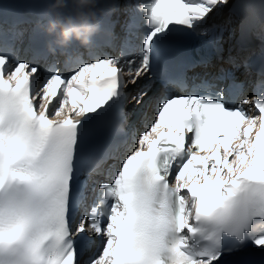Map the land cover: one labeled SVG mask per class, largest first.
<instances>
[{"label": "snow or ice", "instance_id": "6c2138e0", "mask_svg": "<svg viewBox=\"0 0 264 264\" xmlns=\"http://www.w3.org/2000/svg\"><path fill=\"white\" fill-rule=\"evenodd\" d=\"M41 2L34 30L51 19ZM127 4L116 56L50 54L46 40L41 68L0 48V264H252L264 252V81L251 97L235 83L190 88L169 62L216 32L208 21L229 0ZM116 136H130L123 152Z\"/></svg>", "mask_w": 264, "mask_h": 264}, {"label": "clouds", "instance_id": "9594fccd", "mask_svg": "<svg viewBox=\"0 0 264 264\" xmlns=\"http://www.w3.org/2000/svg\"><path fill=\"white\" fill-rule=\"evenodd\" d=\"M110 5L111 0H51L47 9L51 19L40 28L48 37L50 54L73 44L89 48L101 31L102 21L114 11Z\"/></svg>", "mask_w": 264, "mask_h": 264}, {"label": "bare ground", "instance_id": "6f19581e", "mask_svg": "<svg viewBox=\"0 0 264 264\" xmlns=\"http://www.w3.org/2000/svg\"><path fill=\"white\" fill-rule=\"evenodd\" d=\"M230 4H231V3H229L228 6H229ZM228 6H227V7H228ZM227 7H226V8H227ZM226 8H224L223 10H225ZM223 23H224V22L222 21V22H221V25H223ZM230 24H231V23H230ZM226 44L228 45V48H229L230 50H233V49H234V46H233L232 44H230V42H229L228 40H225L224 43H223V45H226ZM231 45H232V46H231Z\"/></svg>", "mask_w": 264, "mask_h": 264}]
</instances>
